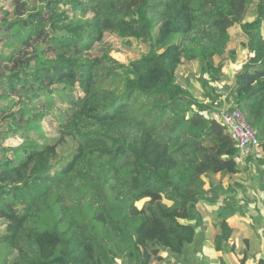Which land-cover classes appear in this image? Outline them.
<instances>
[{
    "label": "trees",
    "instance_id": "obj_1",
    "mask_svg": "<svg viewBox=\"0 0 264 264\" xmlns=\"http://www.w3.org/2000/svg\"><path fill=\"white\" fill-rule=\"evenodd\" d=\"M7 1L14 9L0 26V124L11 127L0 128V245L13 258L0 264H151L162 250L185 257L197 234L191 221L201 220L197 204L213 188L205 177L240 171L211 84L224 77L215 58L235 24L248 58L231 109L244 113L264 152V0L250 21L254 0ZM106 32L148 50L122 63ZM187 61H198L208 103L178 82ZM54 120L56 130L45 131ZM9 134L19 144L6 146ZM68 141L74 149L62 156ZM232 206L219 208L217 250L233 233Z\"/></svg>",
    "mask_w": 264,
    "mask_h": 264
},
{
    "label": "crops",
    "instance_id": "obj_2",
    "mask_svg": "<svg viewBox=\"0 0 264 264\" xmlns=\"http://www.w3.org/2000/svg\"><path fill=\"white\" fill-rule=\"evenodd\" d=\"M250 158L241 154L238 173H216L211 177L212 182L206 184V189L213 188L197 204L201 220L191 221L196 224L197 234L185 257L176 258L162 250L161 259L153 258L151 264H242V260L245 264H258L264 260V164ZM217 185H221L220 191L216 190ZM225 204L233 205L225 214L233 233L226 248L217 250L219 208Z\"/></svg>",
    "mask_w": 264,
    "mask_h": 264
},
{
    "label": "rangeland",
    "instance_id": "obj_3",
    "mask_svg": "<svg viewBox=\"0 0 264 264\" xmlns=\"http://www.w3.org/2000/svg\"><path fill=\"white\" fill-rule=\"evenodd\" d=\"M258 0H254L249 7L248 15L245 18L246 21L253 20L255 18V9L256 3ZM14 3L12 1L0 2V26L2 22V17L4 15V11L10 10L13 11ZM264 29V28H263ZM231 39L228 43L227 52L224 56L216 57L215 63L223 65V73L224 77L221 81L211 82L213 86L217 88V93L220 94L221 99L223 100L222 105H217L214 103L212 105V109L215 112V117L219 121L220 113L223 110L233 108V100L231 98L235 85V77L237 73L242 68L243 63L248 58V50L245 46L247 42V37L243 32L240 24H235L229 28ZM264 35V30H263ZM104 41L111 48V54L114 58L118 59L120 62L128 64L130 61L141 57L144 55L148 48L147 45L142 43L139 40L134 38L123 39L115 33L106 32L104 36ZM4 68V67H3ZM200 76V65L198 61H187L184 62L177 71V79L178 82L182 85L188 86L191 92L194 94V97L199 101H204L208 103V100L203 98L202 96V88L199 82ZM205 114L209 113L205 111ZM54 124V125H53ZM51 124L49 122L43 123V129L45 131L53 132L56 130L57 121L54 120V123ZM55 126V127H54ZM9 125L0 124V128L4 131L10 130ZM20 138L17 136H13V134H9L6 137L4 144L7 146H15L19 144ZM74 149V143L72 141H68L65 145L60 148V153L62 156H68L72 150ZM247 159H249L247 157ZM261 159V158H260ZM257 160V159H255ZM258 164H264V159L257 160ZM210 181V178L205 177V187L206 184ZM145 200H141L137 202L138 207H142L145 203ZM6 221L4 219H0V234L4 233L6 230ZM6 258H13V255H10L9 249L6 245H0V262H3Z\"/></svg>",
    "mask_w": 264,
    "mask_h": 264
},
{
    "label": "built area",
    "instance_id": "obj_4",
    "mask_svg": "<svg viewBox=\"0 0 264 264\" xmlns=\"http://www.w3.org/2000/svg\"><path fill=\"white\" fill-rule=\"evenodd\" d=\"M219 118L236 140L243 156H250L254 159L264 157L255 129L248 124L244 113L239 108L223 110Z\"/></svg>",
    "mask_w": 264,
    "mask_h": 264
}]
</instances>
